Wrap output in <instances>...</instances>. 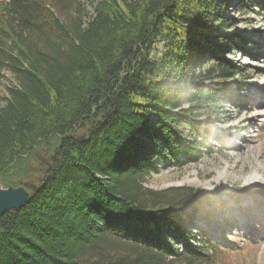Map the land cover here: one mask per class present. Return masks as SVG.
<instances>
[{"label": "trees", "instance_id": "1", "mask_svg": "<svg viewBox=\"0 0 264 264\" xmlns=\"http://www.w3.org/2000/svg\"><path fill=\"white\" fill-rule=\"evenodd\" d=\"M231 1L0 0V74L15 80L0 100V182L41 186L1 218L0 264H217L213 232L195 224L210 205L226 220L225 202L145 180L223 140L192 109L219 108L245 70L225 56ZM199 62L212 64L194 75Z\"/></svg>", "mask_w": 264, "mask_h": 264}, {"label": "rangeland", "instance_id": "2", "mask_svg": "<svg viewBox=\"0 0 264 264\" xmlns=\"http://www.w3.org/2000/svg\"><path fill=\"white\" fill-rule=\"evenodd\" d=\"M256 2L232 0L225 14L227 25L222 29L223 35L238 37L234 39L237 47L225 45L229 50L225 56L239 70L245 68L237 77L239 81L224 94L219 108L197 103L195 106L199 107L192 109L199 122L208 125L222 142L209 144L200 162L183 169H177L172 162L160 163L159 173L145 180V186L155 191L189 187L225 202L218 210L228 209L226 220L220 215L209 216L214 207L210 205L202 210V221L195 224L196 228L213 232L211 242L219 247L215 253L217 264H264V5ZM241 38L248 42L243 44ZM205 46L212 49L209 44ZM163 51L165 44H156L151 58L159 59ZM201 62L191 69L192 74L205 71L211 63ZM14 83L10 72L0 74V100ZM195 84L189 79L180 86L192 91ZM184 108L190 107L186 104ZM178 130L187 140L202 142L195 139L198 133L189 126ZM36 153L45 160L40 149ZM187 228L194 227L191 223ZM173 246L180 248L178 244Z\"/></svg>", "mask_w": 264, "mask_h": 264}, {"label": "water", "instance_id": "3", "mask_svg": "<svg viewBox=\"0 0 264 264\" xmlns=\"http://www.w3.org/2000/svg\"><path fill=\"white\" fill-rule=\"evenodd\" d=\"M87 134L78 137V141L85 142ZM39 160L46 162L39 158ZM42 179L40 180V183ZM19 187H2L0 182V220L1 218L12 210H20L31 201L34 194L41 189L40 185L31 181H21Z\"/></svg>", "mask_w": 264, "mask_h": 264}, {"label": "flooded vegetation", "instance_id": "4", "mask_svg": "<svg viewBox=\"0 0 264 264\" xmlns=\"http://www.w3.org/2000/svg\"><path fill=\"white\" fill-rule=\"evenodd\" d=\"M80 133H82V132H80Z\"/></svg>", "mask_w": 264, "mask_h": 264}, {"label": "bare ground", "instance_id": "5", "mask_svg": "<svg viewBox=\"0 0 264 264\" xmlns=\"http://www.w3.org/2000/svg\"><path fill=\"white\" fill-rule=\"evenodd\" d=\"M40 181V180H39Z\"/></svg>", "mask_w": 264, "mask_h": 264}]
</instances>
